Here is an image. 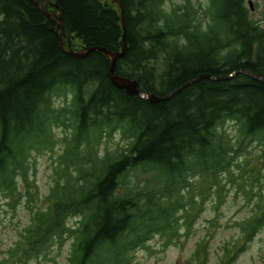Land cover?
I'll return each mask as SVG.
<instances>
[{
    "label": "trees",
    "instance_id": "1",
    "mask_svg": "<svg viewBox=\"0 0 264 264\" xmlns=\"http://www.w3.org/2000/svg\"><path fill=\"white\" fill-rule=\"evenodd\" d=\"M48 1L61 14L49 2L0 0V210L23 203L31 214L10 258L47 260L71 239L68 264H130L153 236L181 238L200 199L221 198L227 181L253 203L244 238L224 247L231 263L264 231V82L236 74L264 78V26L247 1ZM43 11L62 16L65 48L76 52L121 53L124 20L128 49L116 74L145 94L165 98L204 75L228 79L200 80L160 103L131 96L111 82L106 54L63 52L61 22ZM116 136L122 144L101 154ZM254 144L259 156L248 151ZM44 154L54 185L39 205L32 171ZM202 245L195 264L207 262Z\"/></svg>",
    "mask_w": 264,
    "mask_h": 264
},
{
    "label": "rangeland",
    "instance_id": "2",
    "mask_svg": "<svg viewBox=\"0 0 264 264\" xmlns=\"http://www.w3.org/2000/svg\"><path fill=\"white\" fill-rule=\"evenodd\" d=\"M104 1L116 2L115 0ZM183 1L166 0V8L182 4ZM246 1L251 10V17L264 26V0ZM40 6L44 7V4H40ZM76 49L78 50V48H74V51ZM65 101V99L57 98L55 103L57 106H61ZM226 131L232 140L236 138L234 125H227ZM121 144V138L116 136L114 140L102 147L100 153L103 154L106 149L113 150ZM259 149L258 145L254 144L249 147L248 151L259 156L257 153ZM34 158L32 177L39 188L40 200L37 204L40 205L42 201L45 202L44 199L54 185V173L50 155H35ZM193 181L197 182L196 179ZM225 186L221 198L213 193L205 200L200 199L201 211L198 213V217L193 220L190 230H186L183 223L181 238L173 239L167 244V240L161 236H153L147 242L146 248L140 247L132 254L130 264H195V255L197 251L201 250L198 247L201 243H203L204 251L208 252L206 264H264V231L257 233L235 255L234 260L227 263L228 259L223 255L224 247L244 238L241 225L253 215V203L246 200L237 186L231 185L227 181ZM2 207L3 209L0 210V262L2 264H68L71 239L65 240L62 247L53 246L47 260L31 258L25 263L13 261L9 253L18 246L21 232L30 225L31 214L23 203L17 209ZM77 221L76 219L72 220L73 224Z\"/></svg>",
    "mask_w": 264,
    "mask_h": 264
},
{
    "label": "water",
    "instance_id": "3",
    "mask_svg": "<svg viewBox=\"0 0 264 264\" xmlns=\"http://www.w3.org/2000/svg\"><path fill=\"white\" fill-rule=\"evenodd\" d=\"M35 2V5L40 9L41 6H40V1H42L43 3L44 2H49L48 0H33ZM116 2L118 3V5L122 8V5H121V2L120 0H116ZM50 3V2H49ZM51 6H53L59 14H61V9L60 7L57 5V4H52L50 3ZM43 13L50 19H53L55 20L57 18L58 22L60 21L61 22V25L59 24L55 30V33L59 39V43H60V46H61V49L63 52H65L66 54L74 57V58H78V59H82V58H86L90 53L92 52H101V53H104L106 54L110 59H111V68H110V71H109V77H110V80L111 82L113 83V85L119 89V90H122V91H126L129 95L131 96H134V95H137L139 97H141L143 100L145 101H149L151 103H160V102H164L168 99H170L173 95L181 92L182 90H184L185 88L191 86L192 84H194L195 82H198L200 80H203V79H213V80H217V81H222V80H226L228 78H212L211 76H200L199 78L187 83L186 85H184L182 88H180L179 90H176L175 92L171 93L169 96L165 97V98H159L157 97L156 95L154 94H145L143 92H141L138 88V83L136 81H133V80H130L128 78H125V77H120L119 75L116 74V66H117V62L119 59L123 58L127 52V49H128V42H127V30H126V25H125V22L123 20V28H124V50L121 52V53H113V52H110L104 48H100V47H93V48H90L88 49L87 51L85 52H76L74 51L71 47L69 50H66L65 46H64V42H63V37L66 36V29H65V22L62 18V16H59L58 15H54V14H50V13H47L45 11H43ZM122 14H123V10H122ZM57 22V23H58ZM60 30H61V33H60ZM236 74H246L248 76H250L251 78L255 79V80H258V81H261V82H264V78L259 76V75H254V74H251L247 71H239L237 72Z\"/></svg>",
    "mask_w": 264,
    "mask_h": 264
}]
</instances>
